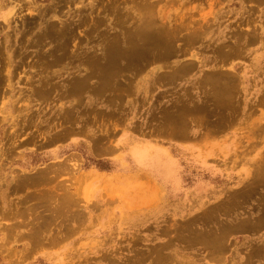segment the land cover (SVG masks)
Here are the masks:
<instances>
[{
    "label": "rangeland",
    "instance_id": "1",
    "mask_svg": "<svg viewBox=\"0 0 264 264\" xmlns=\"http://www.w3.org/2000/svg\"><path fill=\"white\" fill-rule=\"evenodd\" d=\"M10 2V144L64 146L1 206L0 264L264 261V78L230 65L244 1Z\"/></svg>",
    "mask_w": 264,
    "mask_h": 264
},
{
    "label": "crops",
    "instance_id": "2",
    "mask_svg": "<svg viewBox=\"0 0 264 264\" xmlns=\"http://www.w3.org/2000/svg\"><path fill=\"white\" fill-rule=\"evenodd\" d=\"M243 1L244 3H241L238 8L231 12V32L234 33V30L241 31L243 28L246 30L247 37L241 43L240 48L232 52L230 65L232 62L244 59V63L252 70L254 76L264 78V0ZM11 5L10 0H0V215L2 214L1 206H7V210L14 206L16 201L12 196L15 192L31 189L32 183H39L38 178L45 166L38 165L33 168L30 164L31 153L40 155L49 153L54 159H61L64 146L62 142L56 141L50 145L48 151L45 148V142L37 141L36 150L32 149V146L21 147L20 143L18 145L13 144V146L10 144V108L14 106L16 101L14 89L10 82V73L12 72L14 75L16 70L8 68L10 52L7 53L3 50L10 45V25L15 17L13 7L10 8ZM204 45L207 47L209 42H205ZM187 56L188 64L186 65L189 66L186 68L192 71L196 70L199 67L196 63L193 66L196 58L192 54ZM210 60L213 62L215 59ZM24 91L22 92L25 93ZM5 125L6 127H4ZM10 163H12L11 166ZM10 174H12L11 178ZM24 195L26 193L21 194V196ZM38 227L41 229V225ZM18 236L28 238V244L24 245L23 249L25 252H40L41 247L46 246L47 241L50 240L47 239L45 233H41L39 230L36 232L28 230V233L23 232ZM4 237H10V240L13 241L16 234H2L0 236L2 239ZM246 259V261L242 260L241 264H264V261H255L249 257Z\"/></svg>",
    "mask_w": 264,
    "mask_h": 264
},
{
    "label": "bare ground",
    "instance_id": "3",
    "mask_svg": "<svg viewBox=\"0 0 264 264\" xmlns=\"http://www.w3.org/2000/svg\"><path fill=\"white\" fill-rule=\"evenodd\" d=\"M232 54V53H231ZM185 70V69H184ZM142 158V160H146L147 159V156H142L141 157ZM148 161V160H147ZM33 178V177H32ZM260 220V219H259ZM262 220V219H261Z\"/></svg>",
    "mask_w": 264,
    "mask_h": 264
}]
</instances>
